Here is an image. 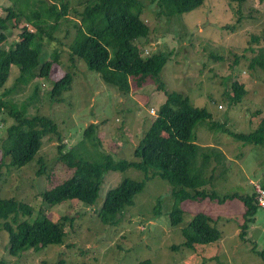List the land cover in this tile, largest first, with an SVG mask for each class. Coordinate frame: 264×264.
<instances>
[{"label": "rangeland", "instance_id": "rangeland-1", "mask_svg": "<svg viewBox=\"0 0 264 264\" xmlns=\"http://www.w3.org/2000/svg\"><path fill=\"white\" fill-rule=\"evenodd\" d=\"M48 1L69 3L71 22L53 33V41L44 37L41 44V62L51 60L57 51L59 64L51 79L39 78L26 88L18 86L10 98L18 105L29 102L30 115L53 119L62 140L45 137L35 160L21 168L12 166L0 150V197H14L32 206L31 221L40 216L55 222L68 218L67 234L63 245H51L39 252L28 250L15 257L9 253L8 233L0 228V264H138L144 260L153 264H264L256 253L264 250V209L259 206L249 222L244 203L236 197L223 202L211 198L179 202L182 222L176 227L169 220L173 205L169 182L159 176L146 179L145 173L135 168L106 172L92 206L77 199L50 206L42 197L44 190L71 175L60 160L59 146L64 143L63 152L76 146L91 123L97 124L96 135L102 143L99 149L117 160L137 159L134 150L159 108L168 101L166 92L188 97L192 106L205 108L213 121L225 123L234 132L254 131L264 117V71L251 69L250 61L252 50L264 48V0H244L241 5L236 1L204 0L200 7L171 18L158 15L152 0L139 2L133 11L150 27L148 37L137 42L143 57L162 52H171L172 57L160 74L166 92L159 91L158 83L152 80L142 88L133 85L130 93L105 83L101 74L87 69L83 61L71 68L69 46L76 31L72 22L78 20L75 11L83 10V0ZM32 2L25 11L29 12L34 3L38 5L37 0ZM19 6L14 0H0V16L6 17L9 9L18 13ZM9 27L7 42L0 49L12 48L19 41L21 28L35 30L24 16L13 19ZM254 36L260 38L258 43L252 40ZM68 71L75 75L71 91L62 101L51 100L48 93L53 83ZM18 76L19 69L13 66L0 94L13 88ZM233 82L243 83L247 90L238 104L231 100ZM37 86L38 100L34 102ZM12 123L8 111L0 113V145ZM193 136L201 145L198 162H205L204 174L213 177L204 187L207 191H215L222 199L234 193L253 194L255 183L264 186L263 144L234 138L217 127L211 129L208 122H199ZM127 177L145 181V187L120 215L117 226L105 225L99 218L105 197ZM198 213L212 218L221 239L186 249L182 229ZM25 218L20 214V220Z\"/></svg>", "mask_w": 264, "mask_h": 264}, {"label": "trees", "instance_id": "trees-1", "mask_svg": "<svg viewBox=\"0 0 264 264\" xmlns=\"http://www.w3.org/2000/svg\"><path fill=\"white\" fill-rule=\"evenodd\" d=\"M19 4V12L9 9L6 17L0 16V48L7 42L6 32L10 22L24 16L35 30L21 28L19 41L6 50L0 49V89L6 87L12 67L19 69L15 86L0 94V113L8 111L13 123L7 127L1 140L2 157H9L10 164L21 168L35 160L41 150L45 137L57 136L61 141L59 125L51 118L39 114L30 115V103L18 105L10 95L18 86L28 87L40 79H51L52 71L58 63L59 54L55 51L51 60L41 62L42 41H53V33L59 31L69 20L68 2H49L37 0L38 5L29 12L31 0H14ZM142 0H83V10L75 11L78 20L72 23L76 29L69 46L71 68L83 61L87 69L101 74L104 82L115 86L122 93H130L133 85L142 88L154 80L159 91H165L160 74L172 57L171 52H162L143 57L138 41L146 39L150 27L133 9ZM160 16L171 18L200 7L204 0H152ZM236 1L239 5L244 0ZM252 40L258 43L260 38ZM250 68L264 71V48L254 52ZM59 64V63H58ZM74 72L68 71L53 83L49 98L62 101L70 92L74 82ZM232 102L238 104L247 95L243 83L233 82ZM39 88L35 87L32 100H38ZM168 101L163 104L149 129L144 133L134 150L137 159H115L112 154L99 149L101 140L96 135L97 124L91 123L84 130V138L74 147L63 152L64 143L59 146L60 160L71 171L69 178L42 192V197L50 206L61 205L67 200L77 199L87 205H94L104 182V174L111 170L135 168L145 173L146 179L159 176L171 185L173 205L169 213L170 225L176 227L182 222L179 202L188 199H240L246 208L245 218L252 222L259 210L256 191L253 194L225 195L222 199L215 191L204 187L213 180L204 174L205 162H198L201 145L193 140V129L199 122H208L211 129L220 128L225 133L245 142L264 145V117L258 127L250 133L230 130L225 123L213 121L211 113L205 108L191 105L188 97L181 93L166 92ZM32 103V102H31ZM91 147H93L91 149ZM42 172V171H40ZM145 187V181L125 178L110 189L105 197L99 218L108 226H117L120 215L134 203L135 196ZM22 214L26 217L20 220ZM33 207L14 197H0V228L8 233L9 253L18 257L28 250L41 251L51 245H63L66 238L68 218L59 222L40 216L31 221ZM246 229V225L244 226ZM246 231V230H245ZM183 246L193 250L198 245H208L221 239L220 230L212 225V218L204 213L194 215L182 229ZM244 236V233L242 234ZM256 249H254V252ZM264 261V250L256 251ZM138 264H153L144 260Z\"/></svg>", "mask_w": 264, "mask_h": 264}, {"label": "built area", "instance_id": "built-area-1", "mask_svg": "<svg viewBox=\"0 0 264 264\" xmlns=\"http://www.w3.org/2000/svg\"><path fill=\"white\" fill-rule=\"evenodd\" d=\"M152 114L155 115V111H152ZM255 190L257 193L258 205L264 209V186L260 185L259 183H255Z\"/></svg>", "mask_w": 264, "mask_h": 264}]
</instances>
